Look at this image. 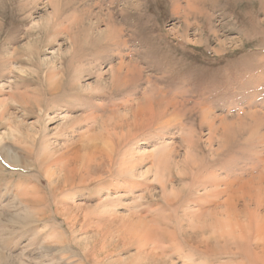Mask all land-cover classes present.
Masks as SVG:
<instances>
[{"label": "rangeland", "instance_id": "374dc122", "mask_svg": "<svg viewBox=\"0 0 264 264\" xmlns=\"http://www.w3.org/2000/svg\"><path fill=\"white\" fill-rule=\"evenodd\" d=\"M0 264H264V0H0Z\"/></svg>", "mask_w": 264, "mask_h": 264}, {"label": "bare ground", "instance_id": "6f19581e", "mask_svg": "<svg viewBox=\"0 0 264 264\" xmlns=\"http://www.w3.org/2000/svg\"><path fill=\"white\" fill-rule=\"evenodd\" d=\"M219 183V182H218ZM217 184V183H216ZM225 185V184H224ZM222 192V191H221ZM253 218V217H252Z\"/></svg>", "mask_w": 264, "mask_h": 264}]
</instances>
